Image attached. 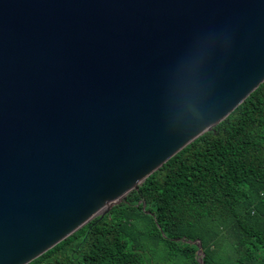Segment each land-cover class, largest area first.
<instances>
[{"label": "water", "instance_id": "1", "mask_svg": "<svg viewBox=\"0 0 264 264\" xmlns=\"http://www.w3.org/2000/svg\"><path fill=\"white\" fill-rule=\"evenodd\" d=\"M263 82L264 0H0V264L110 212Z\"/></svg>", "mask_w": 264, "mask_h": 264}, {"label": "trees", "instance_id": "2", "mask_svg": "<svg viewBox=\"0 0 264 264\" xmlns=\"http://www.w3.org/2000/svg\"><path fill=\"white\" fill-rule=\"evenodd\" d=\"M197 240L205 264H264V82L110 212L29 264H201Z\"/></svg>", "mask_w": 264, "mask_h": 264}, {"label": "rangeland", "instance_id": "3", "mask_svg": "<svg viewBox=\"0 0 264 264\" xmlns=\"http://www.w3.org/2000/svg\"><path fill=\"white\" fill-rule=\"evenodd\" d=\"M151 264H172L171 262H166V261H161V260H157V259H155V260H152L151 261Z\"/></svg>", "mask_w": 264, "mask_h": 264}]
</instances>
